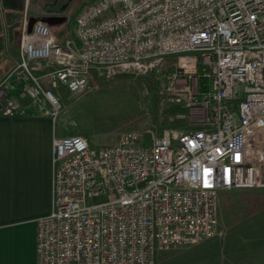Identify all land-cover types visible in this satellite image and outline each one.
<instances>
[{
	"label": "built area",
	"instance_id": "obj_1",
	"mask_svg": "<svg viewBox=\"0 0 264 264\" xmlns=\"http://www.w3.org/2000/svg\"><path fill=\"white\" fill-rule=\"evenodd\" d=\"M28 27L0 96L14 79L55 119L61 86L78 96L96 74L172 55L168 97L188 120L98 147L57 135L36 264H156L158 251L216 231L221 191L264 189V0H92L76 13L77 39L43 19Z\"/></svg>",
	"mask_w": 264,
	"mask_h": 264
},
{
	"label": "rangeland",
	"instance_id": "obj_2",
	"mask_svg": "<svg viewBox=\"0 0 264 264\" xmlns=\"http://www.w3.org/2000/svg\"><path fill=\"white\" fill-rule=\"evenodd\" d=\"M90 1L27 0V4L41 12L47 10L49 17L62 15L64 19L54 24L55 29L60 34L72 31L71 36L77 39L76 13ZM176 61V56H167L153 67L160 81L158 89L148 79L152 69L142 72L133 65L111 78L94 75L90 87L78 96L61 86L58 133L82 134L93 147L115 143L125 131H140L146 137L158 134L170 125L174 111L179 117L185 112L168 97ZM36 64L45 68L49 62L40 60ZM167 69L169 72L163 75ZM18 88L22 89V83ZM254 194V206L242 217L240 205L234 202L243 197L239 190L221 191L216 231L197 243L158 251L156 264H264V191Z\"/></svg>",
	"mask_w": 264,
	"mask_h": 264
},
{
	"label": "crops",
	"instance_id": "obj_3",
	"mask_svg": "<svg viewBox=\"0 0 264 264\" xmlns=\"http://www.w3.org/2000/svg\"><path fill=\"white\" fill-rule=\"evenodd\" d=\"M48 13L31 8L27 0H0V84L19 58L25 22L44 19ZM63 19L53 15L50 24ZM71 35L72 31L63 33ZM19 85L12 79L0 96V108L12 106L11 112L0 109V264H36L37 219L53 205L57 117L39 111Z\"/></svg>",
	"mask_w": 264,
	"mask_h": 264
},
{
	"label": "trees",
	"instance_id": "obj_4",
	"mask_svg": "<svg viewBox=\"0 0 264 264\" xmlns=\"http://www.w3.org/2000/svg\"><path fill=\"white\" fill-rule=\"evenodd\" d=\"M37 19H42V18L38 17ZM151 72L152 73L148 77V79L150 80L151 84L158 89L160 81H159V79H157L155 77V74H157L156 69L154 70V68H152ZM168 72H169V70L167 69L166 72H164L162 74L166 75V73H168ZM169 78H170V76H169ZM201 86H204L202 81H201ZM163 94L164 93H162L161 95H163ZM173 113H174L173 118H172L169 126L181 127V126H186L188 124V120H187L186 116H180V117L176 116L177 115L176 111H174ZM250 189H253V190H250ZM236 190H239L240 195L243 196L239 200L234 201L236 204H238V206L240 205L239 207H240V212H242V214H241L242 217H243V213L247 215V213L250 212L252 206H254L255 199H256V196L254 194L255 191H264V189H261V188H240V189H236ZM249 193H250V195H249Z\"/></svg>",
	"mask_w": 264,
	"mask_h": 264
},
{
	"label": "water",
	"instance_id": "obj_5",
	"mask_svg": "<svg viewBox=\"0 0 264 264\" xmlns=\"http://www.w3.org/2000/svg\"><path fill=\"white\" fill-rule=\"evenodd\" d=\"M36 18L35 17H31L30 18V21H29V30H31L32 26H33V23L35 22ZM43 20L47 21L48 23L51 22V17H46L44 18Z\"/></svg>",
	"mask_w": 264,
	"mask_h": 264
}]
</instances>
